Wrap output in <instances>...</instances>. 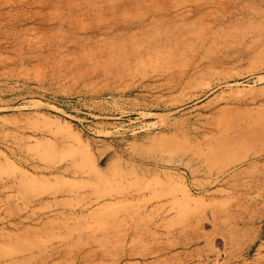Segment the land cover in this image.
<instances>
[{
	"label": "rangeland",
	"instance_id": "rangeland-1",
	"mask_svg": "<svg viewBox=\"0 0 264 264\" xmlns=\"http://www.w3.org/2000/svg\"><path fill=\"white\" fill-rule=\"evenodd\" d=\"M0 264H264V0H0Z\"/></svg>",
	"mask_w": 264,
	"mask_h": 264
}]
</instances>
